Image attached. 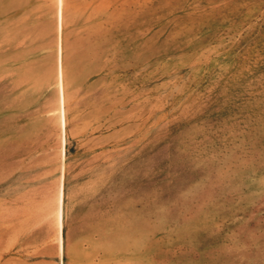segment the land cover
Returning <instances> with one entry per match:
<instances>
[{
	"label": "rangeland",
	"instance_id": "rangeland-1",
	"mask_svg": "<svg viewBox=\"0 0 264 264\" xmlns=\"http://www.w3.org/2000/svg\"><path fill=\"white\" fill-rule=\"evenodd\" d=\"M59 25L0 0V264H264V0H63Z\"/></svg>",
	"mask_w": 264,
	"mask_h": 264
},
{
	"label": "bare ground",
	"instance_id": "bare-ground-1",
	"mask_svg": "<svg viewBox=\"0 0 264 264\" xmlns=\"http://www.w3.org/2000/svg\"><path fill=\"white\" fill-rule=\"evenodd\" d=\"M62 13H63V0H59V32L61 34L62 26ZM59 44H58V96H57V103L60 112V122L63 128L64 133V125H65V110H64V103H65V77H64V70H63V48H62V37L59 35ZM48 100H53L56 104L54 98H49ZM47 100V101H48ZM63 152V151H62ZM63 184V182H62ZM57 218H58V225H59V234H60V253L62 255V231H63V189L60 188L59 197H58V206H57Z\"/></svg>",
	"mask_w": 264,
	"mask_h": 264
},
{
	"label": "crops",
	"instance_id": "crops-1",
	"mask_svg": "<svg viewBox=\"0 0 264 264\" xmlns=\"http://www.w3.org/2000/svg\"><path fill=\"white\" fill-rule=\"evenodd\" d=\"M23 256H11L8 261H7V264H27L26 261L23 260ZM10 261V262H9Z\"/></svg>",
	"mask_w": 264,
	"mask_h": 264
}]
</instances>
